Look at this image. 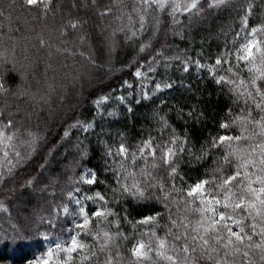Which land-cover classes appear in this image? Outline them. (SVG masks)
I'll use <instances>...</instances> for the list:
<instances>
[{
    "label": "trees",
    "instance_id": "trees-1",
    "mask_svg": "<svg viewBox=\"0 0 264 264\" xmlns=\"http://www.w3.org/2000/svg\"><path fill=\"white\" fill-rule=\"evenodd\" d=\"M11 2L12 0H0V8L4 9V15H0V53H4L8 61L5 63L4 57H0V75L12 89L7 94L0 93V109L4 110L6 117L8 113H12L10 117L13 120L12 129H19L17 133L19 139L15 141L16 148L24 159L20 160L12 173H8L6 161L13 158V154L9 150V156L5 158L0 151V160L5 161L3 175L0 176V203L6 209V211L0 209V235H4L5 231L13 235L19 233L13 243L6 244L0 241V264H27L29 259L43 250V238L31 228L30 222L36 218V214L48 215L52 211L53 204L50 201L68 202L66 193L74 187L69 182V177L78 178L84 166L95 170L97 183L76 186L89 194L99 190L108 196L111 195L109 186L113 185L114 178L112 173L105 169V162L108 159L107 147L115 150L123 142L130 151H136L140 143L149 136L154 138V142L162 143L168 140L175 129L177 135L187 133L190 141L188 147L192 148L196 155H200V146L210 142L211 137L229 132L239 134L235 126L230 129L220 127L221 122L230 121L240 114L242 106L233 102L234 98L228 90V85H217L208 68L198 70L193 65L184 72L181 61L184 58H191L199 59L202 64L214 65L215 59L226 46L229 50L233 48V38L241 30L242 17L247 14L249 4L253 7L249 15L248 29L264 23V0H229L227 7L220 8L209 7V0H200L199 7L203 11L191 17L187 13L178 14L179 23L175 25L168 15V8L163 12L153 8L143 36L126 40L123 34L117 33L119 46L111 54L107 50V45L111 33L118 29L121 23L116 19L119 15L116 9L122 4L130 10L133 0H96L95 5L92 4V0H53L52 8L46 16L40 6L20 7L23 0H15V6L9 8ZM177 2L184 5L190 0ZM105 7H111L113 11L101 17L99 12ZM156 19L160 20L158 31ZM69 20L82 21V27L76 29L69 27L67 35H62L61 29ZM41 36L47 42L45 45L40 44ZM243 37L244 33L236 37L235 47H239ZM149 38L152 39V47L137 56L139 45ZM101 45L104 47L101 48ZM58 48L61 51H57ZM159 50H162L165 56H178L181 59L171 61L167 68L161 63L157 67L155 79L148 83V91L151 93L154 90L156 82L162 84L172 82L173 87L156 93L151 99H140V82L134 76L135 68L140 61L146 60L150 54L155 55ZM81 51L90 56L95 64L86 56L80 55ZM156 58L161 59L159 56ZM12 62H15L16 69L26 73V79L21 81L19 72L12 70ZM129 64L131 67H123ZM222 74L226 73L217 69V76ZM125 80L133 85L131 89L124 86L121 90L120 86ZM21 84L29 93H36V98L34 99L31 94L26 96L13 94L17 85ZM49 84L55 85V91L51 93V102L37 103L39 97L47 93ZM129 91L133 92V96H127ZM106 94L110 95L111 99L103 105V114H97L93 102ZM121 94L125 95L131 112L125 103L117 99ZM137 99H140V103H136ZM161 101L164 103L161 104ZM191 111L202 115L198 119H193L188 115ZM109 112H115V115H108ZM157 112L165 116L170 125L162 130V135L158 131L161 125L155 118ZM253 114L255 115V112ZM77 119L83 121L94 119L95 129L84 134L73 128L70 136L61 141L60 137L64 130ZM28 131L35 132L41 137L35 151L22 143L30 139ZM77 140L83 141L81 147L85 144L88 146V157L81 161V167H73L79 153L71 146ZM160 155L161 150L158 147L157 156ZM223 156L224 153L216 149L204 160L197 162L187 151L178 154L175 163L184 179L182 181L177 178L176 185L187 188L189 184H194L200 179H210L213 170L218 167L227 168V174H231L233 169L222 163ZM157 162L159 167L154 175L157 179H163L166 186H170L168 176L170 168L163 161ZM13 163H16L15 159ZM142 164L143 161L138 159L137 169ZM149 168L151 169V161ZM31 177H36V181L33 185H26L25 182ZM45 183L51 186L47 191H41ZM156 194H161L158 189ZM109 206L120 213L121 230L128 235L126 241L123 239L118 241V250L123 254V264H129V260L132 259L130 249L136 239L143 238L147 241L148 237L142 235L145 232L142 225H137L136 231L133 232L132 224L123 219L125 209L128 221L138 220L157 211L163 213L164 209L154 200L137 203L131 198L123 197L118 204L110 202ZM88 207L91 213L93 210L91 202H88ZM172 211L175 218V207ZM196 218L194 214L191 216L193 222ZM97 219L93 218V228ZM70 222V218L61 221L63 224ZM161 224H169L167 214L164 215ZM111 230L115 231V228ZM42 231L56 235L51 228ZM157 232L163 235L164 228L157 229ZM86 239L90 241L91 237ZM93 251H97V257L93 259L99 258L103 264L105 253L98 251V244ZM116 251L117 248L113 247V256ZM153 259L157 260V264H164L155 256ZM199 264L209 262L201 259Z\"/></svg>",
    "mask_w": 264,
    "mask_h": 264
},
{
    "label": "snow or ice",
    "instance_id": "snow-or-ice-1",
    "mask_svg": "<svg viewBox=\"0 0 264 264\" xmlns=\"http://www.w3.org/2000/svg\"><path fill=\"white\" fill-rule=\"evenodd\" d=\"M52 3L53 0H23L20 7L40 6L44 9L46 16L52 8ZM92 4L95 5L96 0H92ZM199 4L200 0H190L184 5L177 0H133L130 10L126 5L121 4L116 9L119 13L116 19L121 23L119 28L111 33V39L107 45L109 54L114 53L119 46L116 39L117 33L123 34L126 40L143 36L153 8L158 12L168 8V15L171 16L175 25L179 23L178 14L187 13L191 17L202 12L203 9L199 7ZM228 4L229 0H209V7H227ZM14 6L15 0H12L9 8ZM252 7L251 4L247 6V14L242 17L241 30L236 33V37L244 33L243 42L239 44V47H235L236 37H234L233 48L229 50L226 46L212 66L202 64L199 59L184 58L181 61L184 72L193 65L198 70L208 68L217 85H228V90L234 98L233 102L242 106L240 114L231 118L230 121L221 122L220 127L230 129L235 126L239 134L229 132L218 137H211L210 142L200 146V155H196L192 148L188 147L190 141L187 133L177 135L175 129L172 130L168 140L162 143L154 142V138L149 136L140 143L136 151H130L123 142L115 150L110 146L107 147L108 159L105 162V169L112 173L114 178L113 185L109 186L111 195L108 196L99 190L89 194L76 186L96 184L97 174L94 169L84 166L78 178L69 177V182L74 187L66 193L68 202L50 201L53 204L52 211L48 215L36 214V218L30 222L31 228L44 241H52V236L42 229L51 228L56 235L54 242H49L43 250L29 259L27 264H101L99 258L93 259L97 257V251H93L97 244L98 251L105 253L103 264H123V254L118 250V241L121 239L126 241L128 235L121 230L120 213L109 206L110 202L118 204L121 197L131 198L137 203L154 200L164 209L163 213L157 211L135 221H128L127 209H125L123 219L132 224L133 232L136 231L137 225H142L145 229L142 235L148 237L147 241L143 238L136 239L130 249L132 259L129 260V264H157V260L153 259L154 256L162 260L164 264H199L201 259L209 264H264V23L248 29ZM112 11L111 7H105L99 15L103 17ZM0 15H4L3 8H0ZM10 16L9 12V18ZM82 23L80 20H69L61 29V34L67 35L69 27L76 29L82 27ZM155 25L158 31L159 19L155 20ZM81 40H84L83 36ZM46 43L41 36L40 44ZM103 47L104 45H101V48ZM151 47L152 39L149 38L139 45L137 56ZM57 51L61 49L58 48ZM64 51L71 50L64 49ZM79 54L86 56L83 51ZM157 56L161 59L158 60ZM0 57H4L5 63L8 62L4 53H0ZM86 58L95 64L90 56ZM180 59L178 56H165V53L159 50L155 55L150 54L146 60L140 61L134 71V76L140 82V99H151L156 93L171 89L172 82L163 84L156 82L154 90L150 93L148 83L155 79L157 67L161 63H164L167 68L171 61ZM123 67H131V65ZM217 69L226 74L217 76ZM12 70L19 72L21 81L26 79V73L16 69L15 62H12ZM7 71L6 69L5 74ZM124 86L129 89L133 87L127 80L120 86L121 90ZM187 87L191 86L187 85ZM10 91H12L11 86L6 85L4 77L0 75V93L7 94ZM53 91H55V85L49 84L47 93L41 95L37 103H50ZM13 94L20 96L31 94L34 99L36 98V93H29L28 90L23 89L22 84L17 85ZM127 96H133V92L129 91ZM110 99L111 96L106 94L94 100L97 114H103V105ZM117 99L125 103L129 112L132 111L124 94L119 95ZM140 99H137L136 103H140ZM163 103L164 101H161V104ZM108 115H115V112H109ZM188 115L198 119L202 113L191 111ZM11 116L12 113H8L6 117L4 110L0 109V151L5 158L9 156V150L13 154V158L6 161L8 173H12L20 160L24 159L16 148L15 141L19 139L17 136L19 129H12ZM155 118L161 125L158 131L162 135V130L170 125L166 117L158 112L155 113ZM73 128L87 134L95 129V121L94 119L90 121L77 119L68 125L60 140L64 141L69 137ZM9 129L12 130L8 131ZM28 136L30 139L22 143L35 151L41 137L32 131H28ZM82 144L83 141L77 140L71 146L79 153L73 167H81V161L88 157V146L85 144L81 147ZM158 147L161 150L159 157L157 156ZM216 149L224 153L222 163L233 169L231 174H227V168L218 167L213 170L210 179H200L194 184H189L187 188L176 185L177 178L182 181L184 179L175 163L178 154L187 151L197 162H200ZM13 159L16 161L15 164ZM138 159L143 161L139 169L136 167ZM158 160L163 161L170 168L168 173L170 186H166L163 179H157L154 175L159 167ZM4 162L0 160V176L3 175ZM41 167L43 168V165ZM35 181L36 177H31L25 183L30 186ZM50 186L45 183L41 191H47ZM157 189L160 195L156 194ZM88 202L93 205L91 213ZM70 204L73 206L70 207ZM173 207L176 209L175 218ZM0 209L6 211L2 203H0ZM165 214L169 221L168 225L161 224ZM193 214L197 217L194 222L191 219ZM109 217L113 219L110 220ZM65 218H70L71 222L61 223ZM93 218H98L95 228L92 226ZM101 225L104 227H100ZM113 227L115 231L111 230ZM161 227L164 228L163 235L157 232V229ZM13 231L15 232V229ZM61 233L63 235H60ZM18 236V232L13 235L5 231L4 235H0V241L6 244L13 243ZM87 237H91V240L86 239ZM253 237L258 239L254 240ZM113 247L117 248L115 256L112 252Z\"/></svg>",
    "mask_w": 264,
    "mask_h": 264
},
{
    "label": "rangeland",
    "instance_id": "rangeland-1",
    "mask_svg": "<svg viewBox=\"0 0 264 264\" xmlns=\"http://www.w3.org/2000/svg\"><path fill=\"white\" fill-rule=\"evenodd\" d=\"M51 236H52V241H44V240H43V244H44V245H43V248L46 247L47 244H48L49 242H54L55 235H51Z\"/></svg>",
    "mask_w": 264,
    "mask_h": 264
}]
</instances>
